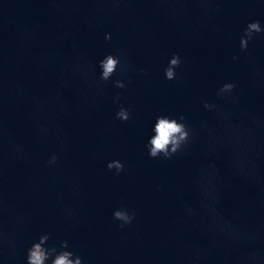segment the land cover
Instances as JSON below:
<instances>
[{
  "label": "water",
  "instance_id": "1",
  "mask_svg": "<svg viewBox=\"0 0 264 264\" xmlns=\"http://www.w3.org/2000/svg\"><path fill=\"white\" fill-rule=\"evenodd\" d=\"M256 19L264 0H0V264L45 232L85 264H264V33L239 47ZM162 113L191 134L153 158Z\"/></svg>",
  "mask_w": 264,
  "mask_h": 264
},
{
  "label": "clouds",
  "instance_id": "2",
  "mask_svg": "<svg viewBox=\"0 0 264 264\" xmlns=\"http://www.w3.org/2000/svg\"><path fill=\"white\" fill-rule=\"evenodd\" d=\"M264 33V24L259 19L249 21L243 29V34L239 38V47L246 49L248 43L253 39L255 34ZM105 40L111 39V34H104ZM233 59H236L234 56ZM182 62V58L178 53H173L164 68V76L168 80L176 78V68ZM100 69L99 77L101 80L107 81L113 73L121 67L120 57L114 53H107L98 61ZM141 71H144L141 69ZM119 88H124L126 85L123 80L116 79L113 81ZM235 87V83L228 81L224 82L218 88V94L230 93ZM119 98L117 95L116 99ZM206 108H212L213 105L204 102ZM120 120H128L130 109L120 106L115 113ZM191 134L189 126L185 123L183 114L172 116L167 113L159 114L155 117L151 125L150 134L147 136L144 147L150 157L170 158L177 153L181 147L187 143ZM57 156L52 154L48 160L49 164L56 161ZM109 169H115L117 173L123 170L124 165L119 159L110 160L107 162ZM112 216L115 220L120 221V227L125 224H131L134 217V210H129L123 206L113 209ZM50 233H42L34 239L26 249L25 264H85L82 256L74 252L67 240H61L59 245L50 243Z\"/></svg>",
  "mask_w": 264,
  "mask_h": 264
}]
</instances>
